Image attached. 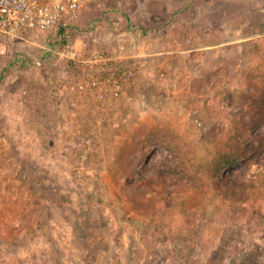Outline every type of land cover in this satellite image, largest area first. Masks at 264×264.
Instances as JSON below:
<instances>
[{"label":"rangeland","instance_id":"1","mask_svg":"<svg viewBox=\"0 0 264 264\" xmlns=\"http://www.w3.org/2000/svg\"><path fill=\"white\" fill-rule=\"evenodd\" d=\"M67 35L0 42L2 109L48 97L0 112L41 140L0 145V264H264V0H86ZM94 52L142 65L115 100Z\"/></svg>","mask_w":264,"mask_h":264},{"label":"built area","instance_id":"2","mask_svg":"<svg viewBox=\"0 0 264 264\" xmlns=\"http://www.w3.org/2000/svg\"><path fill=\"white\" fill-rule=\"evenodd\" d=\"M85 2L86 0H0V42L18 45L33 41L41 46L39 41H50L52 37L61 42L68 37L70 25L80 19ZM53 50L51 46L47 48V51ZM70 50V43L66 42L62 54L75 60L76 54ZM115 61L116 59L103 53L92 54L88 61L90 69L82 75L85 80L82 87L84 93L100 102L115 100L120 96L121 87L142 70V65H118ZM28 95L27 89L20 90L22 105L27 103ZM26 112L19 110L18 113H11V126L22 129Z\"/></svg>","mask_w":264,"mask_h":264},{"label":"crops","instance_id":"3","mask_svg":"<svg viewBox=\"0 0 264 264\" xmlns=\"http://www.w3.org/2000/svg\"><path fill=\"white\" fill-rule=\"evenodd\" d=\"M15 79V78H14ZM13 79V80H14ZM16 80V79H15ZM65 91H64V89H62V90H57L56 92H55V94L53 93L52 94V96L53 97H55L56 95H57V99L55 100V101H57V102H59V99L61 98V100L60 101H63L64 99H65V93H64ZM2 94V95H1ZM0 95H1V97H3V96H5V93L4 92H0ZM20 91H18V90H15V91H10L9 93H8V97H9V108H8V110H6L5 111V108H3L2 109V107H3V102H0V112H9L10 113V115H11V113L12 114H14L15 112L16 113H18V111L19 110H21V111H23L24 110V112L25 111H29L30 109H29V103H31V101L33 102L34 100H40V102H42V101H44V99H48V97H47V95H41L40 97V99H37L36 97H34V96H32V95H28L27 96V103H25L24 105H22L23 103H21L20 102ZM50 97H51V95H50ZM25 99V98H24ZM54 100V99H53ZM39 102V103H40ZM2 103V104H1ZM21 103V104H20ZM41 104V103H40ZM4 110V111H3ZM33 111V113H35V112H37L38 110L37 109H32ZM5 118V117H4ZM11 119H9V121H8V127L9 128H11L10 127V125L9 124H12L11 123ZM40 123H41V121H40ZM40 123H38V127L41 125ZM41 128V127H40ZM36 135H30L29 137H28V139H25V138H21L20 140L17 138V140H15V138H13L12 140H11V145H14V146H16L17 145V148H19L20 149V144H25V142L28 144H30L31 142H33V141H35V143L37 144L38 142H41V140H40V137L39 136H36ZM10 141V138H7V137H0V145L2 144V145H5V144H9L8 142ZM9 144V145H10ZM16 148V147H15ZM21 150V149H20ZM16 151V150H15ZM22 151V150H21ZM18 153V152H17ZM22 156V155H21ZM14 157V156H13ZM10 157V158H8L7 160H15V161H17V160H19V159H21V158H19V156L18 157ZM1 161H3V158L2 157H0V162Z\"/></svg>","mask_w":264,"mask_h":264},{"label":"trees","instance_id":"4","mask_svg":"<svg viewBox=\"0 0 264 264\" xmlns=\"http://www.w3.org/2000/svg\"><path fill=\"white\" fill-rule=\"evenodd\" d=\"M254 96H255V94H254ZM220 151L222 152V158L220 159L221 166L226 167V166H228V164L234 165L240 159V157H239L240 151L239 150L235 151V150L231 149V147H227L226 149H224V148L220 149ZM262 158H263L262 160L264 161V156H262Z\"/></svg>","mask_w":264,"mask_h":264}]
</instances>
